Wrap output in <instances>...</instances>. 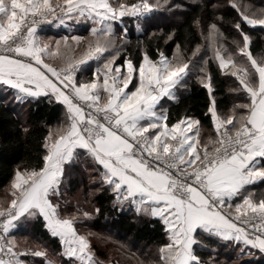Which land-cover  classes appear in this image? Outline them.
I'll return each instance as SVG.
<instances>
[{"label": "snow or ice", "instance_id": "snow-or-ice-1", "mask_svg": "<svg viewBox=\"0 0 264 264\" xmlns=\"http://www.w3.org/2000/svg\"><path fill=\"white\" fill-rule=\"evenodd\" d=\"M165 5L168 0H0V89L17 103L43 98L64 112L48 128L37 163L17 166L8 181V199L0 200V264H32L27 257L54 264L44 249L19 247L13 231L22 219H42L70 264H97L92 233L75 227L92 213L60 211L66 166L81 155L92 161L97 191L111 194L114 209L162 225L166 242L153 264H218L219 245L238 249V258H249L245 264L264 258V193L254 190L264 185V53H253L248 31H264V6L224 0L236 14L231 40L222 30L224 16L215 14L221 5L212 3L206 31L199 17L193 22L202 43H176L171 57L157 47L154 59L138 40L135 56L127 53L124 19L134 18L142 32L141 21ZM68 21L90 22L89 35L47 41L38 35L41 25ZM153 39L168 44L175 32H153ZM90 62L96 63L91 75L79 78ZM210 62L234 78L235 98L226 112L213 94ZM193 75L209 94L207 139L199 119L171 122L162 105L165 98L178 102L177 90Z\"/></svg>", "mask_w": 264, "mask_h": 264}, {"label": "trees", "instance_id": "trees-1", "mask_svg": "<svg viewBox=\"0 0 264 264\" xmlns=\"http://www.w3.org/2000/svg\"><path fill=\"white\" fill-rule=\"evenodd\" d=\"M253 1L264 4V0ZM203 3H208L209 7L204 8ZM220 4L222 7L215 14L224 16L225 23L222 30L231 40L236 36V33L230 27V21L236 14L231 8L223 6L224 0ZM213 15L214 10L207 0H196L185 2L184 8L180 9L162 7L151 14L146 22L141 21L142 32L137 31V22L134 18L126 17L124 26L128 29L127 38L131 41L126 51L135 56L137 41L141 40L145 42L154 59L157 58V47L171 57L176 43H180L184 47H195L197 43H202L199 30L193 26V22L199 17L206 31V26L212 21ZM90 27L91 25L82 26L77 29V33L79 36L87 37ZM114 28L119 35L121 26L117 24L114 25ZM161 31L165 34L175 32V41L165 44L163 39L149 40L151 33ZM248 31L252 37L251 50L253 53H264V31ZM209 55L211 54L209 53ZM208 72L212 78L213 94L217 105L222 112H226L232 107L235 98V94L230 92V89L235 87L234 78L223 74L215 62L209 63ZM176 95L178 102L167 99L162 101L163 107L169 110L171 122H176L187 115L201 121L202 131L211 132L210 115H205L210 103L209 94L207 89H204L196 81L194 75L188 80L186 87L179 88ZM63 117V106L55 102L49 104L46 99L41 98L21 104L15 101L11 91L0 92V200L7 199L5 189L15 168L20 166L23 169L37 163L43 154L42 143L48 128H55ZM23 128H28L29 131L24 133ZM90 176L94 179L87 181ZM94 181H98V173L93 171L92 163H85L81 157L71 166H66L65 185L62 190L71 197L79 189L83 198L71 201L62 196L60 211L65 210L68 215H71L76 213L77 208L82 211V204L86 201L89 202V207L92 208V218L78 219L75 226L79 231L92 233L89 239L97 264H124L116 254H112L110 251L115 242L120 244V248L116 247L119 248L120 253L123 251L134 252L142 259H152L151 261L155 262L158 259V247L166 242L162 225L158 221H149L146 217H137L134 210L126 208L121 212L114 209L111 194L106 190L97 191L100 184ZM254 190L257 194L264 193V185H259ZM96 208L100 209L99 215L95 213ZM153 225L155 226L153 227ZM101 232L112 237V240L103 244L99 243L98 238L93 237ZM13 235L15 239L27 237L42 242L52 252L59 253V255L62 253L59 239L51 237L43 227L42 219L31 221L22 219L18 229L13 231ZM218 247V264H245L249 260L246 256L243 260L238 258V249L223 245ZM200 255L207 259L208 253L201 252ZM26 259L33 264H44L43 258L27 257ZM61 264H70V262L61 255ZM252 264H264V258L257 257L252 261Z\"/></svg>", "mask_w": 264, "mask_h": 264}, {"label": "rangeland", "instance_id": "rangeland-1", "mask_svg": "<svg viewBox=\"0 0 264 264\" xmlns=\"http://www.w3.org/2000/svg\"><path fill=\"white\" fill-rule=\"evenodd\" d=\"M193 1H196V0H168V5H165L164 7H166L167 9H172V7H176L177 5H179L180 7H177V9H180V8H184L185 2H193ZM207 1L211 5L212 3L220 4L223 0H207ZM153 2H155V0H153ZM250 2L255 4L257 7L264 6V4H261L260 2L256 3L253 0H250ZM220 5H222V4H220ZM92 179H94V178L90 176L87 178V181H92ZM62 191L64 193L63 196L66 199H70L71 201H75L76 199L83 198L81 195V190H79V189L73 194V196L70 195L71 197H69L67 195V193L64 192V190H62ZM7 199H8V197H7ZM2 200H4V199H2ZM82 205H83V207L81 208L82 209L81 212L87 211V212L92 213V208H90L91 206L89 207L88 201L84 202V204H82ZM61 214L64 216H68V213L65 210L61 211ZM80 219H82V217ZM76 229H77L79 234H82V235L87 234V231H85V232L83 230L79 231L78 227H76ZM93 238H98V241L101 244L105 243L106 241L112 240V237H109L102 232L100 234H97V236L93 237ZM16 241L19 244V247L21 249H24V248L36 249L39 247L41 249L46 250L48 253V258L51 259L54 262V264H61V255H59V253L52 252L51 249L48 246H46L45 244H43L42 242L40 243V242L34 241V240L27 238V237L16 239ZM116 243L117 242L114 243L113 248H110V251L112 252V254H116L120 258V260L124 262V264H153L154 261H151L152 259H147V258L142 259V257L140 255H138L134 252L129 253V252L123 251L120 253V251H119L120 244L119 243L116 244ZM116 247H119V248H116ZM34 264H36V263H34ZM37 264H39V263H37Z\"/></svg>", "mask_w": 264, "mask_h": 264}, {"label": "crops", "instance_id": "crops-1", "mask_svg": "<svg viewBox=\"0 0 264 264\" xmlns=\"http://www.w3.org/2000/svg\"><path fill=\"white\" fill-rule=\"evenodd\" d=\"M86 25H91V24H90V22H85V21H80L79 23H77L76 21H68V22H66V25H60L58 22H55L52 25H47L46 27L39 28L38 29V35L40 36V38L42 40H45V41L60 39L63 36H72V35H78L79 36V34L77 33L78 32L77 29L82 27V26L84 27ZM94 64L95 63L91 64V68L86 70L84 76H80V74H78V77L79 78H85L86 76H90L91 72L96 67V65H94ZM0 92L4 93V90L0 89ZM176 94H177V92H176ZM165 100H166V98H165ZM209 133L210 132L202 131V129H201V136L203 138L207 139ZM80 151L83 153V150H80ZM81 160H83L85 163L86 162L92 163L90 158H88L86 155H81ZM24 220H26V219H24ZM29 220L31 221L32 219H28V221ZM22 223H24V222H22ZM61 250L63 251V248H61ZM21 259H25V258L21 257Z\"/></svg>", "mask_w": 264, "mask_h": 264}, {"label": "built area", "instance_id": "built-area-1", "mask_svg": "<svg viewBox=\"0 0 264 264\" xmlns=\"http://www.w3.org/2000/svg\"><path fill=\"white\" fill-rule=\"evenodd\" d=\"M41 26H44V25H41ZM41 26H40V27H41ZM90 63H93V62H90Z\"/></svg>", "mask_w": 264, "mask_h": 264}]
</instances>
